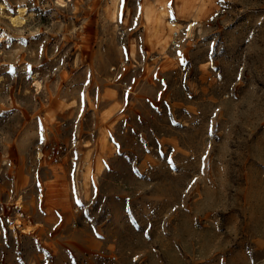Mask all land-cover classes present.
I'll list each match as a JSON object with an SVG mask.
<instances>
[{
  "label": "rangeland",
  "instance_id": "1",
  "mask_svg": "<svg viewBox=\"0 0 264 264\" xmlns=\"http://www.w3.org/2000/svg\"><path fill=\"white\" fill-rule=\"evenodd\" d=\"M0 114V264H264V0H0Z\"/></svg>",
  "mask_w": 264,
  "mask_h": 264
},
{
  "label": "bare ground",
  "instance_id": "2",
  "mask_svg": "<svg viewBox=\"0 0 264 264\" xmlns=\"http://www.w3.org/2000/svg\"><path fill=\"white\" fill-rule=\"evenodd\" d=\"M24 10H25L24 7L23 8L20 7L18 9V13L13 15V16H11V19H12L13 23L20 25V24H22L24 22V20H25V15H24L25 11ZM188 25L191 28L192 23H190ZM175 32H178V30H176Z\"/></svg>",
  "mask_w": 264,
  "mask_h": 264
},
{
  "label": "built area",
  "instance_id": "3",
  "mask_svg": "<svg viewBox=\"0 0 264 264\" xmlns=\"http://www.w3.org/2000/svg\"><path fill=\"white\" fill-rule=\"evenodd\" d=\"M179 32H175L174 33V37H173V45L176 46L178 43H179V35H178Z\"/></svg>",
  "mask_w": 264,
  "mask_h": 264
},
{
  "label": "snow or ice",
  "instance_id": "4",
  "mask_svg": "<svg viewBox=\"0 0 264 264\" xmlns=\"http://www.w3.org/2000/svg\"><path fill=\"white\" fill-rule=\"evenodd\" d=\"M0 115H2V114H0Z\"/></svg>",
  "mask_w": 264,
  "mask_h": 264
}]
</instances>
